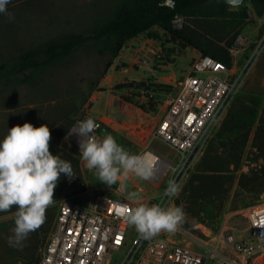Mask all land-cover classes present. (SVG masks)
<instances>
[{"label":"rangeland","instance_id":"1","mask_svg":"<svg viewBox=\"0 0 264 264\" xmlns=\"http://www.w3.org/2000/svg\"><path fill=\"white\" fill-rule=\"evenodd\" d=\"M118 1L20 0L9 5L14 19L10 21L7 15L0 14V64L63 32L89 30ZM241 5L251 9L244 26L233 27L226 20L208 16L176 18V27L188 32L195 41L211 43L217 50H228L231 65L236 66L235 76L241 74L239 90L224 118L193 166L180 175L172 168L162 178L160 171L148 178L130 172L109 186L84 166L78 137L69 130L77 121L88 117L102 120L105 128L101 138L111 134L136 156L150 148L175 165L181 155L154 138L153 127L163 112L159 103L164 104L168 95L176 93L179 81L191 73L193 60L203 53L201 50L184 46L154 28L151 33L159 34L158 37L145 32L128 41L117 57L109 51L100 52V45L89 44L59 63L41 69L32 82H0V138L6 135L8 127L25 121L33 126L47 124L51 134L50 151L70 162L75 176L69 179L61 174L43 224L28 235L22 247L10 246L7 242V237L12 235L15 207L0 212V264H37L52 234L58 201L62 197L82 196L87 187L94 188V196L105 194L117 198L122 192L129 197L136 192L140 203L164 200L169 207H181L184 219L180 225L188 235L186 242L196 246L195 236L231 253L225 247L223 236L230 232L246 236V208L264 203V148L256 133L264 118V15L257 16L249 1L242 0L229 8L237 10ZM240 36L245 41L243 45L236 42ZM149 48L158 51L155 58L150 51L147 53ZM145 55L153 58L151 68L140 66L139 59ZM131 80L147 83L114 88L118 82ZM147 92L153 93V97H145ZM238 100L256 107L258 113L246 140L231 116ZM176 177L180 191L169 198L165 188ZM252 188L263 191L253 192ZM137 235L134 226H129L127 242L114 253L113 264L124 260ZM207 264L221 263L218 258H211ZM252 264H264V255L257 256Z\"/></svg>","mask_w":264,"mask_h":264},{"label":"built area","instance_id":"2","mask_svg":"<svg viewBox=\"0 0 264 264\" xmlns=\"http://www.w3.org/2000/svg\"><path fill=\"white\" fill-rule=\"evenodd\" d=\"M236 42L245 44L241 36ZM149 51L153 58L158 55L155 48ZM152 57L140 58V66L151 68ZM193 61L191 73L179 81L176 93L168 95L164 104L159 103L163 112L152 133L154 138L175 149L181 160L174 165L163 155L146 148L138 155L142 158L138 167L144 168L147 161L151 175L160 171L162 178L171 168L180 175L191 168L239 90L241 74L235 76L236 66L204 53ZM147 93L145 97H153V93ZM95 122L98 127L94 134L99 139L105 126L102 120ZM93 191L94 188L87 187L82 196L62 197L58 201L52 234L37 264L114 263V253L127 242L130 225L124 218L125 212L140 202L122 192L112 198L105 194L94 196ZM144 203L152 205L150 200ZM154 204L169 207L164 200ZM245 216L248 219L246 236L231 232L223 236L225 247L231 253L195 236L196 246L186 242L188 235L178 225L176 231H161L150 239L137 235L120 264H207L211 258H218L221 264H252L257 256L264 255V203L247 207Z\"/></svg>","mask_w":264,"mask_h":264},{"label":"clouds","instance_id":"3","mask_svg":"<svg viewBox=\"0 0 264 264\" xmlns=\"http://www.w3.org/2000/svg\"><path fill=\"white\" fill-rule=\"evenodd\" d=\"M241 0H225L236 7ZM11 0H0V14L11 21L13 14L8 10ZM98 127L95 120L88 117L79 120L69 130L78 137L80 159L84 166L92 170L101 182L111 186L130 172L147 178L151 175V165L138 167L139 156L130 154L111 135L95 136ZM51 138L47 124L33 126L25 121L8 127L0 138V212L15 207L12 235L7 242L13 247H22L23 241L45 220V212L53 203V192L61 174L71 179L74 176L71 163L53 154L49 149ZM180 191L176 181H170L165 188L169 198ZM130 199L138 200L132 192ZM125 220L145 239H150L161 231L174 232L184 219L181 207H163L160 204L137 203L125 212Z\"/></svg>","mask_w":264,"mask_h":264},{"label":"trees","instance_id":"4","mask_svg":"<svg viewBox=\"0 0 264 264\" xmlns=\"http://www.w3.org/2000/svg\"><path fill=\"white\" fill-rule=\"evenodd\" d=\"M17 1L20 0H11L9 5ZM168 1L119 0L105 18L96 22L89 30L63 32L54 38L32 45L15 57L2 62L0 64V82H32L44 67L59 63L81 47L89 44L100 45V52L109 51L114 57H117L128 41L145 32L151 33L154 28L164 31L173 39L182 42L184 46L201 50L204 54L211 55L230 66L231 56L228 50H217L211 43L202 44L195 41L188 32L176 27L175 20L178 16H208L226 20L233 27L244 26L250 18V7L241 5L239 9L231 10L225 0H173L174 5L168 4ZM243 1H249L257 16L264 15V0ZM151 35L152 37L159 36L153 32ZM234 39L235 36L230 44ZM240 101L235 103L231 116L235 118L236 128L242 133V138L246 140L258 113L256 107ZM261 126L256 133L263 141L262 147L264 148V118ZM260 178L258 176L259 180ZM252 191L261 193L263 190L252 188Z\"/></svg>","mask_w":264,"mask_h":264},{"label":"water","instance_id":"5","mask_svg":"<svg viewBox=\"0 0 264 264\" xmlns=\"http://www.w3.org/2000/svg\"><path fill=\"white\" fill-rule=\"evenodd\" d=\"M242 2V0H241ZM168 4L170 5H174V1L173 0H169ZM147 82L144 80H131L128 82H118L114 85V88H122V87H132L134 85H145Z\"/></svg>","mask_w":264,"mask_h":264}]
</instances>
